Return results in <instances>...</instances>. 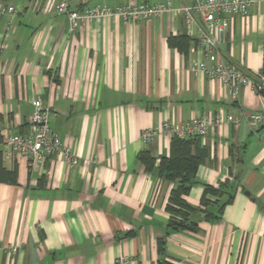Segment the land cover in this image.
Here are the masks:
<instances>
[{"label": "crops", "instance_id": "obj_1", "mask_svg": "<svg viewBox=\"0 0 264 264\" xmlns=\"http://www.w3.org/2000/svg\"><path fill=\"white\" fill-rule=\"evenodd\" d=\"M69 1L80 10L195 0ZM48 3L0 0V9L17 10L0 11V264H264V126L249 121L264 111V95L244 85L233 98L221 80L192 71L194 61H210L182 12L104 17L70 32L68 15ZM220 52L261 71L264 0L231 18ZM37 98L78 164L60 154L35 167L2 157L9 134L28 132ZM218 115L223 122L193 147L203 157L184 199L197 209L187 217L196 228L173 230L167 204L177 183L159 171L173 136L161 131L146 142L142 134ZM144 151L154 164L140 159ZM222 183V195L202 205L205 186Z\"/></svg>", "mask_w": 264, "mask_h": 264}, {"label": "built area", "instance_id": "obj_2", "mask_svg": "<svg viewBox=\"0 0 264 264\" xmlns=\"http://www.w3.org/2000/svg\"><path fill=\"white\" fill-rule=\"evenodd\" d=\"M260 0H195L193 3L181 7H175L168 3H138L111 8L108 6H92L76 10L71 8L69 0L55 2L49 0L48 8L56 12L66 13L69 18L70 32L76 31L99 18H124L134 21H150L169 13L176 16L182 12L186 22L190 26V34L196 37L198 44L204 51L205 60L194 61L191 69L195 73H204L211 79H219L226 84L233 98H238L241 87L252 85L256 89L254 75L246 72L231 62H228L220 52V45L226 31L230 27L233 16L246 17L252 7ZM1 12L15 14L13 6L3 7ZM257 90V89H256ZM33 113L27 133H13L5 138L2 157L11 159L14 155L24 157L30 167L44 163L49 157L60 154L72 165L79 163V158L63 146L58 133L50 126V106L45 104L42 98L33 101ZM249 121L257 126H264V111L253 113ZM223 122L222 115L209 119L204 116H196L184 124L164 122L160 128H150L143 132L142 138L146 142L154 139L161 131L177 136L205 137L213 127ZM264 138V127L262 129ZM14 250L16 247L13 248ZM127 257H121L118 264H125Z\"/></svg>", "mask_w": 264, "mask_h": 264}, {"label": "trees", "instance_id": "obj_3", "mask_svg": "<svg viewBox=\"0 0 264 264\" xmlns=\"http://www.w3.org/2000/svg\"><path fill=\"white\" fill-rule=\"evenodd\" d=\"M170 43L176 46H180L177 37H171ZM256 82L257 91L264 95V61L261 71L252 73ZM198 137L179 138L173 136L171 141L170 156L163 157L160 162V175L166 179L173 181L176 186L171 190L169 196V202L167 204V210L170 212L171 217L169 221V227L173 230L181 229H195L196 223L194 221H188V215L195 213L196 208L188 205L184 199V196L190 191L194 182L198 165L203 157V153L194 152L193 147L197 146L196 140ZM140 159L148 164H154L155 158L150 156L147 151L141 152ZM3 172V169L1 170ZM225 184L222 183L219 187L206 185L204 194L202 197V205H209L210 195L221 196L222 187ZM233 194L229 193L228 197L221 202L219 207V213L223 211L226 204L231 202ZM158 250L160 253L164 252V240L160 238L158 240Z\"/></svg>", "mask_w": 264, "mask_h": 264}]
</instances>
